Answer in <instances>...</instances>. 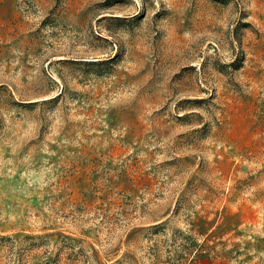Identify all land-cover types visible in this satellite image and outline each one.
<instances>
[{
    "label": "rangeland",
    "instance_id": "1",
    "mask_svg": "<svg viewBox=\"0 0 264 264\" xmlns=\"http://www.w3.org/2000/svg\"><path fill=\"white\" fill-rule=\"evenodd\" d=\"M0 264H264V0H0Z\"/></svg>",
    "mask_w": 264,
    "mask_h": 264
}]
</instances>
